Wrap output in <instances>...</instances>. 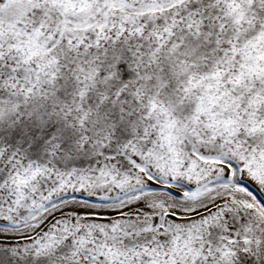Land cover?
<instances>
[{
    "label": "snow or ice",
    "instance_id": "6c2138e0",
    "mask_svg": "<svg viewBox=\"0 0 264 264\" xmlns=\"http://www.w3.org/2000/svg\"><path fill=\"white\" fill-rule=\"evenodd\" d=\"M0 264H264V0H0Z\"/></svg>",
    "mask_w": 264,
    "mask_h": 264
}]
</instances>
